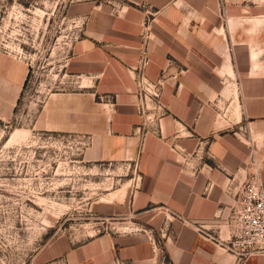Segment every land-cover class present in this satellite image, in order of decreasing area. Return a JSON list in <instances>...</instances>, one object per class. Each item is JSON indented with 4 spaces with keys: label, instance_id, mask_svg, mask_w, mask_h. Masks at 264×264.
Wrapping results in <instances>:
<instances>
[{
    "label": "crops",
    "instance_id": "1",
    "mask_svg": "<svg viewBox=\"0 0 264 264\" xmlns=\"http://www.w3.org/2000/svg\"><path fill=\"white\" fill-rule=\"evenodd\" d=\"M121 2L116 13L91 2L76 6L86 20L66 68L110 98L88 161L136 162L134 218L78 243L53 238L33 264H236L222 243L225 191L241 181L250 151L264 182V0ZM144 44V76L165 77L159 99L167 111L154 127L160 133L141 134L135 109ZM11 88L14 102L21 87ZM224 104L229 112L221 117Z\"/></svg>",
    "mask_w": 264,
    "mask_h": 264
},
{
    "label": "rangeland",
    "instance_id": "2",
    "mask_svg": "<svg viewBox=\"0 0 264 264\" xmlns=\"http://www.w3.org/2000/svg\"><path fill=\"white\" fill-rule=\"evenodd\" d=\"M121 1L0 0V264H33L53 238L78 243L127 228L134 218L128 209L136 162L88 161L110 98L93 93L89 79L66 68L86 20L76 6L91 2L116 13ZM150 33L145 23L141 36L148 41ZM143 51L145 44L140 59ZM159 78L163 88L165 77ZM15 84L21 89L13 102ZM229 92L236 94L234 82ZM135 93L140 133H160L154 127L167 111L164 104L160 101L164 110L158 117L150 102L141 114L136 84ZM227 105L221 106V117L229 112Z\"/></svg>",
    "mask_w": 264,
    "mask_h": 264
},
{
    "label": "built area",
    "instance_id": "3",
    "mask_svg": "<svg viewBox=\"0 0 264 264\" xmlns=\"http://www.w3.org/2000/svg\"><path fill=\"white\" fill-rule=\"evenodd\" d=\"M147 63L143 51L135 80L138 108L144 114L147 102H150L153 110H157L155 117H158L161 114L159 111L164 110L159 100L163 80H150L144 76L143 69ZM248 165L249 171L244 173L241 181L231 184L225 191L230 201L223 221L227 236L222 243L223 248L234 256L236 264L255 257L264 258V182L254 152L249 156ZM200 230L202 233L206 231L203 227Z\"/></svg>",
    "mask_w": 264,
    "mask_h": 264
}]
</instances>
